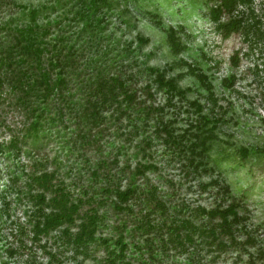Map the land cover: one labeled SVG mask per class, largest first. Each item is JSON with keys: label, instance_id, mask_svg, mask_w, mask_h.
<instances>
[{"label": "trees", "instance_id": "obj_1", "mask_svg": "<svg viewBox=\"0 0 264 264\" xmlns=\"http://www.w3.org/2000/svg\"><path fill=\"white\" fill-rule=\"evenodd\" d=\"M122 1L126 2L60 0L59 5L71 4V20L80 24L76 33L71 32L76 37L50 33L51 23H37V9L23 16L25 23L11 24L12 19L4 23L9 42H0V95L7 83L27 122L20 137L9 140L8 152L19 153L26 139L37 146L45 135L44 122L72 124L73 140L67 145L84 155L87 176L75 194L55 168L49 171L40 161L34 163L27 184L35 192L26 197L32 203L28 223L33 239L52 236L75 257L102 247L103 257L95 258L94 264H144L165 256L181 257L187 264H211L228 252L236 257L246 252L249 259L264 256V242L259 246L256 240L258 224L251 220L245 199L233 194L210 160L223 119L207 75L189 68L204 91L201 101L190 98L189 89L180 88L177 79L137 62L135 56L128 61V74L122 65L112 71L130 52L119 48L117 39L103 42L100 29L108 14L124 7ZM238 1L244 2V10L237 8ZM249 2L221 0L210 11L216 17L224 8L228 18L218 27L225 34L242 33L249 52L261 57L264 30L251 15ZM167 41L174 51L182 48L172 28ZM112 45L117 46V57L104 63ZM237 57L234 52L233 62ZM252 69L259 74L258 65ZM234 81L230 72L222 84L232 86ZM153 93L163 94V104H147ZM167 109L172 111L166 113ZM155 143L162 156L178 163L182 177L177 185L186 181L195 189L187 193L189 197L178 193L174 181H154L149 176L156 169L150 159ZM18 227L21 233L26 230L22 224Z\"/></svg>", "mask_w": 264, "mask_h": 264}, {"label": "rangeland", "instance_id": "obj_2", "mask_svg": "<svg viewBox=\"0 0 264 264\" xmlns=\"http://www.w3.org/2000/svg\"><path fill=\"white\" fill-rule=\"evenodd\" d=\"M60 0H0V42L8 43V34L4 23L12 19L11 24L25 19L31 10L37 9V23L50 25L53 35L65 34L76 37L80 24L71 20V4H57ZM221 0H126L108 14L107 22L100 29L103 42L118 40L119 48L126 47L130 52L115 66L126 74L130 72L128 61L135 56L137 62L156 67L167 77L177 79L178 86L189 89L190 98L204 101V91L189 68L197 69L207 75L218 98L222 123L217 129V141L210 150V160L219 171L231 191L245 199L251 220L258 224L255 233L259 246L264 242V80L261 76L264 56L250 53L242 33L232 31L225 34L218 23L227 21L228 12L221 8L216 17L210 7H216ZM251 15L261 22L264 30V0H250ZM65 5V7H64ZM237 8L244 10V2L238 1ZM236 14V12H233ZM65 15H67L65 17ZM15 19V20H14ZM23 20L21 23H25ZM61 28H58V27ZM182 48L174 51L167 41L169 29ZM61 29V31H60ZM63 34V35H64ZM143 42L139 43L138 39ZM117 46L111 47V56L104 63H110L117 56ZM99 47H97L98 49ZM1 49V48H0ZM122 49L119 53H123ZM131 50L134 52H131ZM2 52V51H1ZM238 52L237 61L232 55ZM127 59V60H126ZM142 61V62H141ZM258 65L259 74L253 71ZM114 65V64H113ZM230 72L235 75L232 86H224L222 79ZM0 95V264H94L95 258L103 257L102 247L93 249L90 255L75 257L67 247L55 241L52 236L41 241L33 239L28 223L32 203L26 199L28 193H34L27 184L33 172L34 163L40 161L50 171L56 169L64 183L76 194L87 176L84 155L77 147L68 146L73 138L70 132L72 124L54 125L43 123L45 135L33 146L31 139L21 143L19 153L6 146L13 135L20 137L23 130L25 112L14 105V95L9 85L4 83ZM11 91V92H10ZM1 96L4 100L1 99ZM141 97L139 93L137 95ZM163 94L153 93L146 98L147 104H163ZM172 110H165L170 113ZM68 126V127H67ZM75 136V135H72ZM245 148V152L241 148ZM92 148L87 152L90 153ZM150 159L156 162V169L149 173L154 181H174L178 193L189 197L190 183H177L181 176L178 163L168 161L162 156L160 146L155 143L150 149ZM86 158V157H85ZM134 161V160H133ZM192 184V183H191ZM184 193V194H183ZM18 224L26 229L17 231ZM105 230V229H103ZM247 250H252L250 247ZM55 254L51 258L50 254ZM172 255V254H170ZM165 256V255H163ZM144 264H187L181 257L169 256L155 258ZM211 264H264V256L254 255L249 259L244 252L236 257L228 252Z\"/></svg>", "mask_w": 264, "mask_h": 264}]
</instances>
